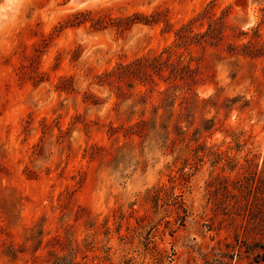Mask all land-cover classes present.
I'll list each match as a JSON object with an SVG mask.
<instances>
[{"label": "rangeland", "instance_id": "1", "mask_svg": "<svg viewBox=\"0 0 264 264\" xmlns=\"http://www.w3.org/2000/svg\"><path fill=\"white\" fill-rule=\"evenodd\" d=\"M69 1L0 0V264H264V0Z\"/></svg>", "mask_w": 264, "mask_h": 264}, {"label": "water", "instance_id": "2", "mask_svg": "<svg viewBox=\"0 0 264 264\" xmlns=\"http://www.w3.org/2000/svg\"><path fill=\"white\" fill-rule=\"evenodd\" d=\"M84 0H70L69 3L73 5H80Z\"/></svg>", "mask_w": 264, "mask_h": 264}, {"label": "bare ground", "instance_id": "3", "mask_svg": "<svg viewBox=\"0 0 264 264\" xmlns=\"http://www.w3.org/2000/svg\"><path fill=\"white\" fill-rule=\"evenodd\" d=\"M90 1H94V0H84L80 5H84L85 3L90 2ZM74 6H76V5H74Z\"/></svg>", "mask_w": 264, "mask_h": 264}, {"label": "clouds", "instance_id": "4", "mask_svg": "<svg viewBox=\"0 0 264 264\" xmlns=\"http://www.w3.org/2000/svg\"><path fill=\"white\" fill-rule=\"evenodd\" d=\"M5 10H6V11H10V10H11V7L8 6V5H6V6H5Z\"/></svg>", "mask_w": 264, "mask_h": 264}]
</instances>
